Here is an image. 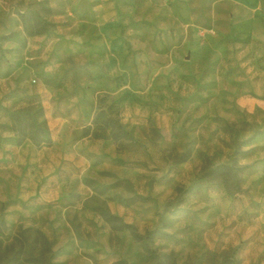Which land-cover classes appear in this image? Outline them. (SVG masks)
<instances>
[{"label":"rangeland","instance_id":"1","mask_svg":"<svg viewBox=\"0 0 264 264\" xmlns=\"http://www.w3.org/2000/svg\"><path fill=\"white\" fill-rule=\"evenodd\" d=\"M0 228V264H264V0H0Z\"/></svg>","mask_w":264,"mask_h":264},{"label":"trees","instance_id":"2","mask_svg":"<svg viewBox=\"0 0 264 264\" xmlns=\"http://www.w3.org/2000/svg\"><path fill=\"white\" fill-rule=\"evenodd\" d=\"M112 106H114L113 103ZM82 136H87L94 139H112L114 142L121 144L125 139L132 138V133L130 130L124 127V125L119 121V119L110 116H104L103 112L99 111L97 115H95L92 124H89L82 129ZM104 216L106 220L109 221H112L113 218H116L110 213H106ZM1 222L3 225H5L4 219H1ZM123 226L127 225L124 224ZM1 232L2 230L0 228V233ZM37 233H39V236H41V242H43L44 244H48V241L44 238V235L40 234L38 230ZM33 239L30 240V242H28L27 244L21 243L20 245V250L28 253V255L30 256L33 255L34 242L38 241L39 237L36 236ZM1 254L2 253H0V256ZM6 259V264L15 263V260H17V255L14 253Z\"/></svg>","mask_w":264,"mask_h":264}]
</instances>
